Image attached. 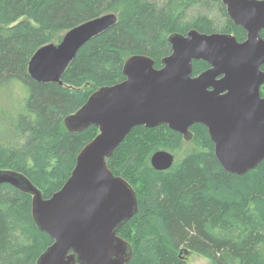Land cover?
Wrapping results in <instances>:
<instances>
[{
  "label": "trees",
  "instance_id": "1",
  "mask_svg": "<svg viewBox=\"0 0 264 264\" xmlns=\"http://www.w3.org/2000/svg\"><path fill=\"white\" fill-rule=\"evenodd\" d=\"M111 12L116 23L78 49L61 84L29 76L28 61L49 43V33ZM190 29L245 38L221 0H0V169L23 173L49 197L98 132L93 125L68 132L63 118L100 86L124 79V55H148L160 67L171 51L167 35ZM208 66L193 61V74ZM6 93L10 100L15 95L9 108ZM190 129L194 147L166 170L149 160L154 151L175 150L183 141L166 124L134 127L106 160L137 196V212L118 231L132 247L129 264H187L189 254L207 264H264V160L243 174L228 172L207 128L197 123ZM51 242L34 223L31 196L1 183L0 264H35Z\"/></svg>",
  "mask_w": 264,
  "mask_h": 264
},
{
  "label": "water",
  "instance_id": "2",
  "mask_svg": "<svg viewBox=\"0 0 264 264\" xmlns=\"http://www.w3.org/2000/svg\"><path fill=\"white\" fill-rule=\"evenodd\" d=\"M221 2L233 23L245 30L244 40L196 29L170 33L171 51L160 67L148 55L130 54L123 61L122 81L100 86L63 118L68 132L90 125L98 132L81 147L57 191L44 197L23 173L0 169V184L31 196L34 223L52 240L35 264H129L132 247L118 231L137 212V196L106 160L136 126L166 124L190 140V127L200 123L218 162L231 173L243 174L264 160V0ZM116 21L113 12L101 14L66 30L58 43L40 46L28 61L29 76L61 84L78 49ZM193 60L209 67L192 75ZM149 160L153 168L166 170L174 156L161 149Z\"/></svg>",
  "mask_w": 264,
  "mask_h": 264
},
{
  "label": "rangeland",
  "instance_id": "3",
  "mask_svg": "<svg viewBox=\"0 0 264 264\" xmlns=\"http://www.w3.org/2000/svg\"><path fill=\"white\" fill-rule=\"evenodd\" d=\"M214 15L218 18H221L220 14H218L216 11L214 13ZM65 31H57V32H53V33H49L50 36V41L49 43H58L61 39L62 36L64 34ZM168 36V35H167ZM128 55H124L123 59H125ZM8 95L6 93V103H5V108H9L10 107V101H14L13 98H15V95L13 94V96H11V100L8 98ZM2 115L0 113V122L2 121ZM194 147V144L191 142V140H184L181 142V145L179 148L175 149V150H171L173 156H174V160L179 158L183 153H185L188 150H191ZM169 150V149H167ZM178 160V159H177ZM187 259V264H207V259L204 258L203 256L197 255V254H189L188 256H186Z\"/></svg>",
  "mask_w": 264,
  "mask_h": 264
},
{
  "label": "flooded vegetation",
  "instance_id": "4",
  "mask_svg": "<svg viewBox=\"0 0 264 264\" xmlns=\"http://www.w3.org/2000/svg\"><path fill=\"white\" fill-rule=\"evenodd\" d=\"M221 3H222V2H221ZM224 6H225V5H224ZM225 10H226V7H225ZM226 13H227V12H226ZM227 16H228V15H227ZM229 19H230V18H229ZM232 22H233V21H232ZM233 24H234V23H233ZM234 25H235V24H234ZM236 26H239V25H236ZM240 27H241V26H240ZM241 28H242V27H241ZM242 29H243V28H242ZM243 30H244V29H243ZM244 31H245V30H244ZM261 31H264V30H261ZM261 31H260V34H261ZM205 33H206V32H205ZM225 33H229V32H225ZM231 34H232V33H231ZM233 35H234V34H233ZM234 36H235V35H234ZM261 36H262V35H261ZM245 37H246V32H245ZM262 37H263V36H262ZM263 38H264V37H263ZM236 39H237V38H236ZM244 39H245V38H244ZM244 39H243V40H244ZM238 41H239V40H238ZM241 41H242V40H241ZM128 56H129V55H128ZM125 59H126V58H125ZM123 61H124V60H123ZM193 61H195V60H193ZM206 63H207V62H206ZM160 64H161V63H160ZM207 64H208V63H207ZM122 65H123V64H122ZM263 65H264V64H263ZM208 67H209V66H208ZM208 67H207V68H208ZM207 68H206V69H207ZM260 68L262 69V65L260 66ZM204 70H205V69H204ZM262 70L264 71V69H262ZM199 73H200V72H199ZM197 74H198V73H197ZM192 75H196V74H193V62H192ZM121 81H122V80H121ZM263 84H264V83H263ZM263 84H262V85H263ZM262 85H261V86H262ZM261 86H260V96H264V94L261 93ZM190 130H191V129H190ZM191 132H192V131H191ZM178 133H179V132H178ZM181 136H182V134H181ZM192 137H193V133H192ZM192 137H191V139H192ZM182 138H183V136H182ZM183 139H184V138H183ZM191 139H190V140H191ZM184 140H185V139H184ZM158 150H161V149H158ZM165 150H166V149H165ZM156 151H157V150H156ZM167 151H170V150H167ZM154 152H155V151H154ZM170 152H171V151H170ZM171 153H172V152H171Z\"/></svg>",
  "mask_w": 264,
  "mask_h": 264
}]
</instances>
